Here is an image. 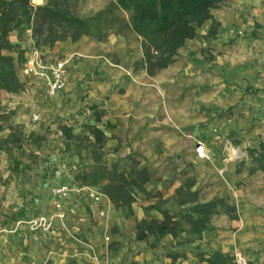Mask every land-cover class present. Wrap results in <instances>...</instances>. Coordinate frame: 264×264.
<instances>
[{
    "label": "rangeland",
    "instance_id": "374dc122",
    "mask_svg": "<svg viewBox=\"0 0 264 264\" xmlns=\"http://www.w3.org/2000/svg\"><path fill=\"white\" fill-rule=\"evenodd\" d=\"M58 1L68 5L81 18L91 17L113 3L112 0H43L40 4L33 0L32 3L45 6ZM224 7L226 5L214 12H220ZM263 23L255 22L254 26H246L244 30L231 29L225 35L218 28L215 37L207 35L206 29H200L198 37L180 51L176 63L154 77L142 68L141 41L130 31L121 36L110 35L103 42L82 38L98 47L95 57L86 58L92 59L94 64L90 72L83 75L85 81L96 86L93 100H89L90 90L79 85L72 92L75 97L66 104L69 115L64 119L55 118L48 130L31 133L37 138L35 144L27 145L20 152L22 156L13 154L23 161L21 166L15 169L14 164L20 161L15 160L6 171L32 174L45 181L52 171L65 167L66 183L91 189L101 196L100 204L94 203L87 191L79 198L81 210L88 218L99 226H106L100 237L109 249L119 246V228L117 224L114 228L109 224L134 221L137 230L138 223L162 221L168 214L170 226L175 229L173 234L149 236L146 242H140L136 233V241L158 264H211L216 253L233 258L236 264H264L259 261L260 253L248 247L249 242L242 243L234 252H226L218 243L221 235L228 241L240 230L241 234L244 231V217L235 190L242 191L244 183L255 180L253 186L257 185L258 189L253 190L256 193L253 206H258L259 200L264 203V173L258 174L251 155L252 151L264 150V62L255 64L247 59L234 62V56H245L247 52L225 53L229 56L228 62H220L223 61L222 52L216 51L219 45L264 44V33H259L264 28ZM28 37H31L30 32L22 37V41ZM79 58L83 60L85 56ZM141 73L150 80L168 73L171 82L162 89L156 84L142 85L144 106L147 110L157 108L155 115H144L135 124V116L127 123L120 122L110 108L113 98L123 92L118 82L126 77L137 80L135 76ZM143 124L145 129H142ZM63 126L72 129V137L67 140L60 132ZM93 129L103 134L100 141L94 136ZM7 135L9 132L4 137ZM215 145L219 146L222 158H216L218 165L217 161L203 164L195 156L198 147L203 146L207 154ZM230 165L234 166L232 173L228 169ZM79 166H82L81 172H78ZM101 166L108 171L117 170L128 179L132 174L146 170L150 180L144 191H132L135 202L131 207L118 209L105 195L107 182L91 187L77 180L82 173L90 174ZM204 174L209 176V183L204 180ZM233 175L240 176L241 180L231 185ZM102 201L110 202L117 214L108 208L93 213L92 207L96 209ZM213 201H223L235 212L229 213L223 206H218L209 214V221L204 222L205 214L197 208ZM254 209L249 213V219L258 218ZM138 214L142 215V220L138 219ZM75 216L74 212L70 221H75ZM260 218L264 219V215ZM66 230L78 239L77 234L69 228ZM244 233L248 235L247 231Z\"/></svg>",
    "mask_w": 264,
    "mask_h": 264
},
{
    "label": "crops",
    "instance_id": "0c3cea01",
    "mask_svg": "<svg viewBox=\"0 0 264 264\" xmlns=\"http://www.w3.org/2000/svg\"><path fill=\"white\" fill-rule=\"evenodd\" d=\"M213 16L219 24V31L224 35L231 29L244 30L246 26H254L255 22H264V0H231L220 12H213ZM211 26L212 22H207L201 29H206V34L209 35ZM259 33H264V28ZM10 40L13 44H20L21 49L26 51L25 58L34 47L31 37L19 42L18 34L13 33ZM96 49H98L97 46L81 40L76 43L66 41L57 44L53 49L45 50V55L50 60L69 61L72 59L68 64L67 90L61 93L58 98L48 100L42 83L34 79H25L20 75L22 82L26 84V90L23 93L9 95L0 91L2 111L15 112L10 123L13 126L23 127L26 135L48 130L55 118L64 119L69 115L65 107L67 102L75 97L72 92H75L79 85L86 86L90 90L89 100H93L92 95L96 91V86L85 81L83 75L90 72L94 61L86 58L95 57ZM216 51L222 52L223 61L220 60V62H228L229 56L225 53L232 52L248 53L245 56H234V62L241 63L242 59H247V62L255 64L264 62V44L219 45ZM81 55L85 56V59H80ZM231 58L233 57L231 56ZM239 66H243V64ZM135 77L137 80L133 81L126 77L118 82L123 92L117 94L110 105L112 115L120 122L127 123L131 117L135 116L136 118H133V124H135L144 115H155L157 108L147 110L144 106L145 89L142 85L144 83L156 84L162 89L171 82L168 73L153 80L148 79L143 73ZM220 81L224 82V79H220ZM35 113L41 115L39 123H33L31 120ZM145 127L146 125L143 124L142 129ZM215 146L214 150L207 152L206 159L197 158L206 165L216 163L218 159L222 158L219 154V146ZM195 156H197L196 153ZM15 160L21 159H16L15 155L10 157L0 152V264H70L71 262L73 264H158L154 256L136 241V222L126 221L123 223L120 221L109 224L111 228H114L116 224L119 228L117 234L119 246L109 249L100 237L106 226L97 225L81 210L79 195L66 201L52 198L48 194L53 186L52 181L49 183L38 177H33L32 174L22 175L6 171ZM228 169L232 173L234 166L230 165ZM261 172L259 170L258 174ZM233 176L230 180L231 185L241 180L240 176ZM204 180L209 183L210 179L207 174ZM254 182L256 181L249 179L241 188L242 191L238 189L234 192L238 197L237 200L241 205L244 217L242 221L243 233L247 231L248 235L245 236L244 233L245 238H242L243 233L241 234L240 230L238 235L232 236L228 241H225L224 236L221 235L220 239L218 238V243L226 252L230 250L234 252V249L241 247L242 243L249 242L248 247L256 253H260L259 261L264 263V219L260 218L261 214L264 215V203L259 200L258 203L256 202L258 206H253V202H255L253 199L256 197L255 191L258 189L257 185L253 186ZM218 190L220 189L218 188ZM102 208H108L110 212L117 214L108 201H102L96 209L92 207V211L98 214ZM251 208H255L256 213L254 214L259 215L257 219L248 218L249 213H252ZM74 212L76 216L75 221L72 222L70 217ZM62 216L63 218H61ZM137 216L139 220H142V215L138 214ZM42 220L44 227L43 224L41 226ZM32 224H35V227L38 225V227L35 229ZM48 225L50 228L45 231L44 229ZM66 228L77 234L78 239L71 237ZM219 240L222 241L219 242Z\"/></svg>",
    "mask_w": 264,
    "mask_h": 264
},
{
    "label": "trees",
    "instance_id": "16d2710c",
    "mask_svg": "<svg viewBox=\"0 0 264 264\" xmlns=\"http://www.w3.org/2000/svg\"><path fill=\"white\" fill-rule=\"evenodd\" d=\"M39 4L43 0H36ZM231 0H112L105 10L81 18L72 12L68 5L61 2L48 3L45 6L33 5V0H0V91L9 95H19L26 90L22 82L21 70L26 62V51L20 44H13L10 36L18 34L19 42L27 33H31L34 47L45 53L57 44L71 41L76 43L84 37L98 42L105 41L110 35L121 36L130 31L141 41L143 52L142 68L151 77L167 70L176 63L180 51L198 37V30L207 22H212L210 37H215L219 24L213 12ZM14 111H2L0 108V152L7 155L22 152L27 145L35 144L36 136L26 135L23 127L13 126L10 122ZM9 135L4 137V134ZM64 140L72 137V129L63 126L60 129ZM93 134L100 141L103 134L93 129ZM21 152V153H20ZM252 158L258 169L264 173V150L252 151ZM23 161L16 162L18 169ZM81 172V167L79 166ZM53 174L45 177L46 182L53 180ZM80 176V175H79ZM77 178L82 185L97 187L108 183L105 195L118 209L129 208L135 202L132 191H144L150 176L146 170L132 174L127 178L117 170L108 171L104 167L94 168L91 173H82ZM218 206H223L229 213L235 209L227 207L223 201H213L198 207L209 221V214ZM168 214L164 220L142 221L137 224V239L146 242L149 236L173 234ZM211 264H236L235 260L221 253L212 257Z\"/></svg>",
    "mask_w": 264,
    "mask_h": 264
},
{
    "label": "built area",
    "instance_id": "2783aa9c",
    "mask_svg": "<svg viewBox=\"0 0 264 264\" xmlns=\"http://www.w3.org/2000/svg\"><path fill=\"white\" fill-rule=\"evenodd\" d=\"M71 60L72 59L69 61L50 60L44 52L33 47L21 70V74L25 79H34L42 83L45 88L46 98L48 100H54L67 90L66 77L68 74V64ZM31 120L33 123H39L41 121V115L35 113ZM196 155L199 158L206 157L203 146L197 148ZM64 170L65 167H59L53 174V186L50 189V196L52 198L59 201H66L87 191L89 192V198L92 199L94 203L100 204L101 196L98 193L93 192L91 189H83L66 183L64 181ZM58 207L60 208L61 206ZM101 214L103 215V213ZM61 218H63V216ZM42 224L43 220L41 226ZM49 228L50 225L45 227L44 230L48 231Z\"/></svg>",
    "mask_w": 264,
    "mask_h": 264
}]
</instances>
